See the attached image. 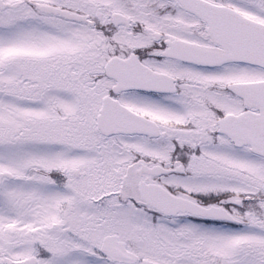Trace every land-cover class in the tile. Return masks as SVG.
Wrapping results in <instances>:
<instances>
[{
  "label": "snow or ice",
  "instance_id": "snow-or-ice-1",
  "mask_svg": "<svg viewBox=\"0 0 264 264\" xmlns=\"http://www.w3.org/2000/svg\"><path fill=\"white\" fill-rule=\"evenodd\" d=\"M0 264H264V0H0Z\"/></svg>",
  "mask_w": 264,
  "mask_h": 264
}]
</instances>
